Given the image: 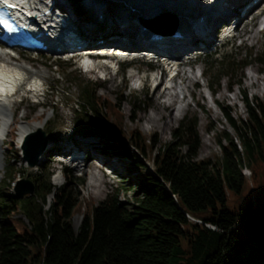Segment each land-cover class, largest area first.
I'll return each instance as SVG.
<instances>
[{"label": "trees", "instance_id": "obj_1", "mask_svg": "<svg viewBox=\"0 0 264 264\" xmlns=\"http://www.w3.org/2000/svg\"><path fill=\"white\" fill-rule=\"evenodd\" d=\"M214 52L212 59L231 68L223 50ZM256 59L264 69V51ZM243 63L232 67L234 74ZM262 86L259 100L241 90L245 115L237 121L217 102L241 153L235 143L222 142L223 131L220 155L209 160L192 157L198 140L193 115L179 119L171 140L157 145L152 133L123 127L138 110L124 87L110 98L97 93V81H85L72 132L96 135L104 151L127 157L138 170L137 194L132 202L120 201L115 191L97 202L79 199L75 210L82 209V218L73 230L65 183L51 185L40 170L29 178L33 193L16 197L10 191L16 172L8 171L0 181V264H264V78ZM137 153L150 156V170ZM61 171L66 179L77 177L66 166Z\"/></svg>", "mask_w": 264, "mask_h": 264}, {"label": "rangeland", "instance_id": "obj_2", "mask_svg": "<svg viewBox=\"0 0 264 264\" xmlns=\"http://www.w3.org/2000/svg\"><path fill=\"white\" fill-rule=\"evenodd\" d=\"M45 1L49 2V0ZM70 1L73 2V6L70 5L72 9L69 7L68 9L73 13L67 12V15L69 17L77 14L80 16V18H77L79 29L81 27L84 28L85 25L88 26V23L94 20L95 13L89 14L85 9L83 11L81 6L82 0ZM98 1L103 6L102 12L108 16L110 15V17L122 13V7L128 5L137 7L136 4H138L136 0ZM156 1L162 2L160 6L166 7L173 5V1L175 0ZM206 1L180 0L179 2H184L191 7L189 12L193 13L192 16L194 17L196 13H202L206 9V5L211 2ZM189 15L188 13L182 20H188ZM262 19V17H255L249 23L239 24L235 31V36L227 39L221 45H217V41H212L207 49L196 48L197 54L194 52L190 53L192 60H190L189 64H184L183 69L191 75V79L178 83L179 77L176 72L173 82H175L174 89H177L178 95L176 94V96L178 97H176V100L173 101L174 103L169 108L164 109H159L157 104L154 106L157 91H150V77L147 76V73H144L148 64L142 57L116 60V62L111 61L113 57H110L108 65H106L107 63H103L99 69L95 68L93 72L84 70L78 59H66L62 54H49L45 51L30 50L21 52L18 61L24 64L29 72L24 74L27 81L15 87V90L11 93L10 98L13 100V106L15 107V118L12 120L13 124L12 122L11 124L9 123V129L13 128L12 133L9 130L4 133L2 143H0V153H2L0 181L6 176L8 171L14 169L16 173L12 175L13 180L10 190L12 193H14L12 188L14 190V185L18 180L22 177L29 179L40 170H42V173H46L51 185L57 186L65 183L68 196L72 201L69 210V220L73 230L76 229L82 218V209L80 208V211L75 210L76 203L81 198H89L97 202L105 193L115 191L120 201H133V196L137 194L138 190L139 174L137 169L130 168L128 158L104 151L102 143L96 135L72 132L78 91L87 80L97 81V93L110 98H114V95L124 87V93L127 97L132 96L134 98L133 104L138 106V110L133 113V119L125 118L123 127L130 129L135 126L143 134L152 133L157 145L171 140L170 129L175 126L179 119L184 116L193 115L195 117V128L198 138L197 145L192 154L193 158L200 159L207 157L209 160H214L216 156H219L221 148L217 138L223 135V131H225V138L222 139V142L226 143L230 141L231 143H235L240 155L241 146L236 132L229 126L227 120L219 111L217 102L226 105L225 108H227L229 115L237 121L239 117L243 118L245 115V107L241 101V90L245 91L249 99L256 98L259 100L263 98L262 80L264 78V69L261 68L260 62L256 59V56H259L264 51V27H261L259 23ZM176 21L165 22L172 28ZM249 29L252 31L248 33ZM258 29L260 31H257ZM252 32L255 33L253 37ZM100 37L103 36L94 35L93 39L100 40ZM222 50L224 59L230 63L231 68L221 66L217 62V59H212V57L215 58L212 55L213 51L221 52ZM101 60L96 59L95 62H100ZM239 63H243V66L239 68V71L236 70L234 74L232 67ZM65 64H71V71H63V65ZM115 65L117 67L116 70L114 68ZM124 65L126 67L122 71ZM157 65L158 67L153 69L156 76L159 69L162 71V67L159 64ZM35 70L45 72L44 77L38 80L39 82L36 86L31 85V87H34V90L31 92L27 90L28 86H30V81L28 82V80L30 79L31 72ZM161 75L160 73L161 80L164 83H171L169 80H163V75ZM183 77L184 75L181 79ZM158 88H161L160 85ZM158 88L155 89L157 90ZM158 99L156 98V100ZM173 106L175 108L173 110L175 118L172 119V117H169V111H171ZM50 107L53 108L52 111ZM120 109L127 114L129 112L128 103L126 101L121 102ZM155 110V114L159 117L152 122L148 121L147 114L154 113ZM20 115L22 116L20 117ZM32 120H40L42 122V127L39 129L44 132L45 143L42 147L39 161L35 165L29 166L22 158L19 148L18 127L21 124L30 123ZM69 142L74 146H78L80 148L79 151L82 152V160L76 162V165L70 172L73 176H77L76 178L78 179H66L64 174L59 170L61 165L51 154L53 151H61L64 147L63 144H68ZM136 156L143 162L147 170L151 169L152 162L150 156L143 155V158L138 153ZM81 163L85 164L81 165ZM101 166L104 170H102ZM239 170L245 178L247 186H249V169L246 165L242 164L241 157ZM59 172H61L60 175H58ZM248 189L251 190V187L249 186ZM32 193L33 185L30 194ZM27 194V192H23L21 196ZM72 196L73 198H71ZM50 199L51 193H48L45 196L46 204ZM18 215L20 214H14L13 216Z\"/></svg>", "mask_w": 264, "mask_h": 264}, {"label": "bare ground", "instance_id": "obj_3", "mask_svg": "<svg viewBox=\"0 0 264 264\" xmlns=\"http://www.w3.org/2000/svg\"><path fill=\"white\" fill-rule=\"evenodd\" d=\"M50 1L54 4V6H58L60 8L59 12L64 11V15L67 16L66 20V17L63 15L62 19L60 17L56 18L55 15L49 16V14H51L48 13L50 9L48 8V3L45 0H20L23 8H25V4H27L28 13L35 15L36 19H40L44 28L54 35L58 34V27L63 20L73 36L78 38L77 42L79 44L74 51H85L86 49L93 47L99 50L112 48V51L114 52L113 54L121 57L125 54L128 55L140 52L141 50H147L146 48L157 49L164 55L176 57L177 55L187 52L190 49L200 48L202 44H208L211 42L212 32L217 26H219V22L226 25L227 20L231 17H234L235 21L239 20L242 16H244L245 11H247L253 4L251 3L243 8L247 2H251L252 0H207L208 2H211L206 5V9L202 13H196L193 17V13L189 12L191 7L184 2L180 3V0H175L173 1V5H168L166 7L160 6L162 2H158L156 0H136L138 2V4H136L137 7H133L132 5L122 7V13L117 16L110 17V15L108 16L106 13L102 12L103 6H101L102 4H100L98 0H82V8L86 9L89 14L95 13V17L91 23H88V26L85 25L84 28L81 27L82 29H79L77 25L79 21L77 18H80V16L78 14L72 15L71 17L67 15V12L73 13L68 9V7L72 9L68 0ZM22 2H24V4H22ZM260 3L264 5V0H256V5L253 6V9ZM188 13L190 14L188 16V20L184 18L185 21H183L182 18L186 17ZM261 13L262 9L255 12L251 19L255 17L258 18ZM169 15H175L177 19L174 24V28L179 30L181 34L179 39L173 38L172 35L168 33V29L156 27L157 22L160 20L163 22H171L170 20H164L170 17ZM197 16H201V20H197ZM156 17H159L158 19L160 20L154 21ZM251 19L249 21H245L243 24L249 23ZM192 22L194 24V28L190 27ZM261 22L262 20L259 21V23ZM152 23H154L153 26H151ZM249 31L252 30L249 29L248 33ZM257 31L260 30L258 29ZM156 33L161 34V36L165 38L161 41H153L152 36ZM251 34L252 37L255 35L254 32ZM94 35H102V42H96L95 39H93ZM19 57L20 54H18L17 57L14 54L11 56L9 52L2 49L0 50V89L5 92L7 87L12 86L15 90V87L20 86L23 82L27 81L25 80L24 74L29 71L24 64L18 61ZM190 62V60L188 62L180 61L177 65L176 70L179 77L178 83L186 82L191 79V75L183 69L184 64H189ZM102 65L103 62H92L85 70L94 72L95 68L99 69ZM44 72L45 71L41 70L31 72L30 79L28 80V82L30 81V86L27 88L28 91L32 92L34 90V87H31V85L36 86L39 82L38 80L44 77ZM182 74L184 77L181 79L183 76ZM153 79L154 78H152L150 82ZM173 80L172 76L169 78L171 83L164 84L160 89L158 88L157 90H154L157 91L154 106L157 104L159 109H164L169 108L174 103L173 101L176 100V97H178L176 96L178 92H176L177 89H174L175 82H173ZM10 97L11 93L3 100L0 98V137L1 134L6 133L8 130L12 133L13 128L9 129V123L11 124L12 120L15 118V107L13 106V100ZM156 98L159 99L156 100ZM174 109L175 108L173 106L171 111H169V117H172V119L175 118V115L173 116ZM155 112L156 110L154 113L147 114L148 121L152 122L159 117L155 114ZM21 116L22 115H20V117ZM41 127L42 122L40 120H32L30 123L21 124L18 127V141L30 131ZM2 140L3 139L0 138V143H2ZM20 147L21 146L19 145V148ZM63 149L66 150L67 148ZM72 153L75 155L74 159H77V161L82 160L80 154L78 155L75 151H72ZM1 156L2 153H0V163L2 159ZM40 157L41 154L39 155V158ZM82 164L85 163H81V165Z\"/></svg>", "mask_w": 264, "mask_h": 264}, {"label": "water", "instance_id": "obj_4", "mask_svg": "<svg viewBox=\"0 0 264 264\" xmlns=\"http://www.w3.org/2000/svg\"><path fill=\"white\" fill-rule=\"evenodd\" d=\"M169 16L170 17L164 20H170L171 22L176 20L175 15L174 16L169 15ZM158 18L159 17H156L155 20H160ZM44 143H45V135L43 130L39 128L23 136L20 144L21 154L29 166L34 165L37 162L39 154L43 149L42 147ZM23 192H27L28 194L32 192V183L28 178L25 177H22L14 185V195L16 197H20Z\"/></svg>", "mask_w": 264, "mask_h": 264}]
</instances>
